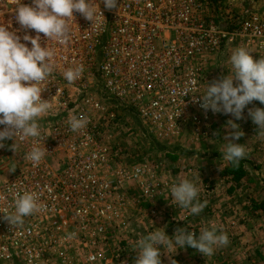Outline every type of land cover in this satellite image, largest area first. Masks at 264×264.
Wrapping results in <instances>:
<instances>
[{
	"label": "built area",
	"instance_id": "2783aa9c",
	"mask_svg": "<svg viewBox=\"0 0 264 264\" xmlns=\"http://www.w3.org/2000/svg\"><path fill=\"white\" fill-rule=\"evenodd\" d=\"M98 2L104 16L99 17L98 27H91L90 21L74 13L65 43L46 41L40 34L41 45L54 51V71L41 85L42 99L52 104L40 120L46 140L39 146L46 147V154L39 164H33L25 158L32 141L19 138L15 152L12 140L0 148V212L12 211L14 196L24 191L38 193L41 207L15 229L0 213V257L5 260L15 256L13 249H22L26 263H33L31 258L36 256L35 264H48L46 256L60 244L55 237L57 226L43 221L49 217L82 218L84 225L79 231L84 246L89 244L88 236L103 233L97 223L92 225L96 217L106 216L103 202L108 181L105 176L95 178L94 171L112 169L118 156L105 142L107 123L118 121L123 112L143 123H174L185 120L193 110L192 121L206 125L218 114L205 111L199 102L211 73L210 60L234 41L264 59V0H118L112 10L106 9L102 0ZM257 2H261L259 7ZM16 3L0 0V26L19 30L21 37L26 31L35 36L34 30L17 24ZM22 3L31 5V0ZM241 4H245L246 16L235 27L233 19L221 14ZM78 65H83L84 72L70 84L62 73ZM71 115L86 117V128L72 132L67 123ZM178 133L176 129L155 136ZM9 165L23 166L8 172ZM118 170L119 183L127 178L136 181L142 173L139 166L121 165ZM26 219L41 221L28 225ZM32 239H36L35 246Z\"/></svg>",
	"mask_w": 264,
	"mask_h": 264
},
{
	"label": "clouds",
	"instance_id": "9594fccd",
	"mask_svg": "<svg viewBox=\"0 0 264 264\" xmlns=\"http://www.w3.org/2000/svg\"><path fill=\"white\" fill-rule=\"evenodd\" d=\"M102 3L106 9L112 10L117 7L118 0H102ZM74 13L90 21L91 27H98L99 17L103 16L98 0H31V5L17 0V24L21 29L34 30L36 35L26 31L21 37L17 34L19 30L10 31L8 27L0 26V126H3L0 127V148L12 140L11 148L15 152L17 138L31 140L32 147L25 158L33 164H39L46 154V147L39 146L42 140H46L40 120L49 113L52 104L51 100L42 99L44 88L41 85L54 71V51L47 44L41 45L40 34L46 41L65 43L70 36L69 21L74 18ZM251 53L253 51L245 47L233 50L229 74L208 84L206 91L199 94V102L205 111L231 114L239 120L243 110L254 100L264 105V59H254ZM83 72V65H78L68 68L62 75L71 84L79 80ZM234 81L238 82L235 86ZM248 114L260 134L264 135V108L249 109ZM67 123L72 132H79L86 128L88 119L71 115ZM225 126L229 131L224 135L228 142L224 146L223 160L238 166L247 152L244 144L234 141L244 133L234 120H228ZM199 192L197 184L187 178L174 183L170 189L174 204L188 210L190 215H199L206 207V201L199 202ZM39 199V194L34 191L16 193L11 206L13 210L0 213L13 229L18 228L24 224L26 217L40 210ZM75 236L72 233L68 238ZM228 243V235L216 226L203 228L199 235L183 227L171 237L165 230L153 231L137 242L135 264H161V246L170 255L188 246L211 256L215 249ZM89 259L94 260L95 257Z\"/></svg>",
	"mask_w": 264,
	"mask_h": 264
},
{
	"label": "rangeland",
	"instance_id": "374dc122",
	"mask_svg": "<svg viewBox=\"0 0 264 264\" xmlns=\"http://www.w3.org/2000/svg\"><path fill=\"white\" fill-rule=\"evenodd\" d=\"M245 4H241L229 12L222 11L221 16L224 15V17H228V19H233V22H235V27H238L239 19L246 16ZM255 5L256 7H259L261 2H257ZM238 47H240L238 42L234 41V43L225 46L223 51L224 53L222 52L220 54H223V56H231L233 50ZM252 51L253 53L251 54L253 57L257 56V52L254 50ZM218 57L214 60H210L211 64L209 65V68L212 67L214 61H217ZM222 63L223 62H221V65ZM224 64L225 62L223 65ZM214 71H211L212 73H210L209 78L206 80V82H204V88L202 90L203 93L206 91L208 84H211L215 78H217V75H219V72L215 75ZM226 72L227 70L225 73H223L224 77L227 76ZM255 102L256 101H254V105ZM254 105L252 108L253 110L257 108V106ZM193 112V110L189 111L187 113L188 117L185 120L174 123L166 121L143 123L140 122L136 116H129L123 112L120 113L118 121L114 123H107V137L105 142L109 147L118 151V156L116 157V161H114L113 165L110 166L112 169H98L94 171L95 178L99 179L105 176L107 177L106 179L108 181L107 199L105 202H103V206L105 208L107 207L105 212L106 216L103 219H98V217H96L92 225L94 226L97 223L96 227L100 226L103 229V233L94 234V237L88 236L87 241L89 244L84 246V236L81 234V231H79V227L84 225L82 218H79L77 215L75 217H68L69 215H67L64 219L58 217H49L48 219H43L44 223L46 222L48 225L57 226L56 230L58 231L55 232V237L60 243L57 246V250L52 255L46 256V258L49 260L48 264H101L100 261L103 263L105 261V255L103 253L106 252V246H115L116 244H119L121 240H123L121 231L114 232V230L123 226L126 228L127 224L130 222L131 214L134 213L135 209L138 208L136 206L137 201H142V203L147 202L146 196H151V194L154 195V198L157 195H160L161 197L163 194L167 195V191H170L171 186L179 181L176 178L181 176H174V174L173 177L171 176V179L168 177V179H170V185H166L168 181H163L162 179L160 180L159 178L162 177V174L165 176V171L162 167L163 165H178L179 168L180 165L182 168L186 167L185 177H188L187 179L190 178L189 180H192L197 184L200 189L198 198L201 200V202H205L206 196H210L212 189L211 186H209L211 185L210 183H203L205 179L201 178L202 173L200 172L199 168H201L200 165H211L215 163H213L211 159H214V157L209 155L207 152L200 150L199 148H201V146L196 144L199 142L201 143L202 140H210L214 131H217V129L214 119L207 121L206 125L202 123L198 125L193 122L191 119ZM242 120L243 116L239 120L235 119L239 126V121L242 123ZM176 129H179V133L176 135H170L166 138L155 136L156 133L174 131ZM205 133L207 134L205 135ZM186 134L192 138L188 140L189 138ZM261 140L263 143L261 157H264V139ZM220 159H223V157L221 156ZM121 165L128 167L139 166L141 167L142 173L136 181H133L131 178H127L128 180H124L123 182L119 183L120 178L118 167ZM22 166L23 165H9L8 172L21 170ZM162 181L165 185L162 183ZM168 193L170 194V192ZM76 203L80 206L83 205L80 202ZM159 204L160 202L157 200L155 205L159 206ZM206 205L211 204L207 203ZM185 210L186 209L183 211ZM141 211L147 215L146 208L141 209ZM150 211L151 209L149 212ZM92 212L94 213L95 210H92ZM35 221L37 224H40L39 221H41V219H26V223L28 225ZM124 230L122 232H124ZM74 232L76 236L72 239H69V235ZM147 234L148 233L145 231V234L143 235L146 236ZM2 239L3 238H0V243H3ZM93 239H95L94 244L92 242ZM32 245H36V239H32ZM223 247L225 248L219 251L222 253H219L218 255L221 257V261L222 257L227 258L228 256L226 246ZM109 251L110 248H108L107 252ZM12 252L13 255H15L12 260L8 261L5 260V258L0 257V264H35L34 260L37 259L36 256H33L31 258L33 263H26L24 260L25 255L22 249H13ZM130 253L131 251L129 250H127V252H123L122 248L120 247L117 249L116 254L114 252L110 253V256L106 259L107 261L104 263L120 264L122 256L127 257L130 255ZM215 253H218V250ZM89 254L94 255L96 259L94 261H90L88 258ZM111 255L116 257L111 258ZM252 255L256 261L259 258L256 263L252 264H264V259L259 257L255 251H253ZM42 257H45V254L42 255Z\"/></svg>",
	"mask_w": 264,
	"mask_h": 264
},
{
	"label": "crops",
	"instance_id": "0c3cea01",
	"mask_svg": "<svg viewBox=\"0 0 264 264\" xmlns=\"http://www.w3.org/2000/svg\"><path fill=\"white\" fill-rule=\"evenodd\" d=\"M254 57V59L260 58L259 53ZM229 60L230 55L223 56L222 54L219 55L217 61H214L212 67H210L211 71L213 72L216 68L214 74L216 75L219 72L214 81L223 79V73L226 70V74H229V70L231 71ZM221 62H225V64L222 63L221 65ZM237 83V81H234V86ZM254 101L246 106L248 109L243 110L242 123L239 121V128L244 135L239 140L234 141L235 143L244 144L247 152L246 157L240 161L238 166H233L220 159L221 156L223 157L224 146L228 142L224 139V135L229 131L225 128V125L230 119L234 120L235 123L237 122L231 114H227L226 117V114L218 113L214 118L217 131H214L210 140H202L201 143L196 144L201 146L200 150L214 157V159L211 158L213 163L216 164L217 161L216 165H200L201 168H199L202 173V177H199L205 179L203 183L211 184L209 185L212 189L210 196L204 194L207 198H205V201L211 205H206L199 215H190L187 210L183 211V208L174 204L171 200V193H168L170 191H167V195L163 194L162 197L157 195L154 198L152 194L146 196L147 202L137 201L136 206L138 208L131 214L130 222L126 228L123 226L114 230V232L121 231L123 240L115 246H106V252L103 253L105 261H107L106 259L110 256V253L114 252L116 254L117 249L121 247L123 252L129 250L131 253L127 257L122 256L120 264H135L137 259L135 246L140 239L145 237L143 235L145 231L149 234L153 231L163 232L165 230V233L171 237L178 228L183 227L199 235L203 228L212 226H216L229 237V243L226 245L227 258L222 257L221 261V257L218 256L219 253H222L219 251L225 247H219L215 249L213 255L205 256L198 250L188 246L177 249L174 254L170 255L161 246V264H172L173 261L176 264H252L259 260V258L257 261L253 258V251L264 259V157H261L263 148L261 139H264V135L260 134L248 114L249 109L253 108ZM254 106L264 108V105L260 104L259 101H256ZM187 137L188 140L192 138L188 135ZM162 167L167 179L163 174L159 179L168 181L166 185H170L173 174L174 176H181L176 178L177 180L188 178L185 177L186 167L182 168L181 165L180 168L178 165H163ZM237 169L241 170L240 176L235 178ZM157 200L160 202L159 206L155 205ZM199 202H201L200 199ZM254 206L255 208H253ZM143 208H146L147 215L142 213L141 209ZM123 230L124 232H122ZM108 248H110L109 252H107ZM217 250L218 253H215ZM112 257L116 256L111 255ZM100 262L101 264H108Z\"/></svg>",
	"mask_w": 264,
	"mask_h": 264
},
{
	"label": "trees",
	"instance_id": "16d2710c",
	"mask_svg": "<svg viewBox=\"0 0 264 264\" xmlns=\"http://www.w3.org/2000/svg\"><path fill=\"white\" fill-rule=\"evenodd\" d=\"M240 171H241V170L237 169V173L235 174V178H236V176H237V177L240 176ZM253 208H255V206H254Z\"/></svg>",
	"mask_w": 264,
	"mask_h": 264
}]
</instances>
